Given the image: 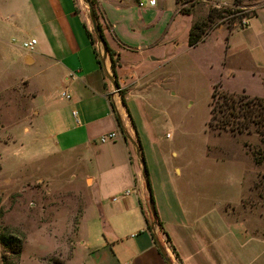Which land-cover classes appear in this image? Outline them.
Masks as SVG:
<instances>
[{"label":"crops","instance_id":"0c3cea01","mask_svg":"<svg viewBox=\"0 0 264 264\" xmlns=\"http://www.w3.org/2000/svg\"><path fill=\"white\" fill-rule=\"evenodd\" d=\"M144 6L158 26L144 21L127 24L129 30L136 29L145 37L143 44L133 47L120 32L119 21L127 15L124 0L102 3L104 26L100 28L118 57L115 75L118 91L124 92V105L118 93L112 94V86L103 75V67L112 74L108 58L101 65L98 53L97 58L94 56L96 45L90 44L85 32L88 28L73 0H0V85L22 84L29 88L31 99H40L41 107H33L31 114L41 113L57 129L60 139L52 154L67 158L68 165L83 166L79 173L90 207L101 209L98 195L119 196L114 201L111 197L109 204L127 230L125 249L117 255L120 264H167L165 258L172 264H264V234L251 231L247 219H229L223 210L225 205L236 207L256 177L255 165L240 146L235 153L221 148L211 151L208 145L192 147L189 150L194 158L182 162H173L158 148L148 157L144 152L146 187L140 159L130 142L138 148L139 140L143 154L127 99L144 81L159 82L160 67L167 64V46L176 47L178 43L169 27L171 12L157 7L156 2L152 6L145 2ZM176 11L180 13L178 7ZM220 28L225 27L218 25L196 46L187 48L194 49L213 33L220 34ZM225 29L222 65L237 49H250L246 41L236 43L233 31L238 29ZM30 38L36 45L28 53L19 42ZM211 42L215 43L213 39ZM247 59L250 74L256 73L261 80L262 93L221 86L220 90L263 97L264 73L258 72V56L249 52ZM218 60L220 64V57ZM29 67H33L30 74ZM70 73L75 75L73 79L68 78ZM61 91L69 98H62ZM108 132H114L115 138L101 143L99 137ZM126 190L129 193L122 196ZM150 196L159 224L156 220L152 225ZM84 209L83 202L77 229L84 219ZM250 210L249 218L255 224L264 223V204L258 212Z\"/></svg>","mask_w":264,"mask_h":264},{"label":"rangeland","instance_id":"374dc122","mask_svg":"<svg viewBox=\"0 0 264 264\" xmlns=\"http://www.w3.org/2000/svg\"><path fill=\"white\" fill-rule=\"evenodd\" d=\"M73 1L101 52L87 3L85 0ZM108 1L118 0H89L96 23L101 26H104L102 3ZM139 1L148 2L124 0L127 15L119 21L120 32L133 47L143 44L145 37L136 29L129 30L127 24L144 21L158 26L157 19L145 6L138 7ZM154 1L157 7L162 6L171 12L169 27L178 45L167 46V64L160 67L162 76L159 82L144 81L127 99L142 145L143 159L146 163L144 152L148 157L157 148L173 162H182L194 158L193 151L189 150L192 147L208 145L211 151L221 148L235 153L240 146L255 165L256 177L241 202L236 207L225 205L223 210L229 219H247L251 231L264 234V223L258 222L257 225L249 218L252 214L250 209L258 212L259 206L264 204V135H260L252 125L241 132L208 127L214 82L220 80V86L226 90L246 88L253 93H262L261 80L256 73L250 74L247 57L249 52L257 54L258 72L264 73V0H241L237 6L232 4V0H209L215 3L201 0ZM177 7L181 14H177ZM210 7H227L232 11L236 7L243 9L242 13L226 14V21L217 22L209 29L210 32L218 25L228 28V31L238 29L233 31L236 43L246 41L250 44L247 51L237 49L232 52V56L224 60V65L225 28H220V34L213 33L194 49L186 45L188 28L193 22L205 19ZM185 10H189L191 15L185 16ZM251 14L255 16L248 19L246 26L237 22L240 16ZM212 39L215 43L211 42ZM142 56L140 54L139 57ZM32 70L33 67L27 68V73ZM28 89L22 84L0 85V234L14 236L21 244L20 252L12 255L0 243V256L6 253L15 264H120L117 255L125 249L127 230L119 223L109 204L111 197L118 199L119 196L113 193L98 195L101 209L90 207L91 201L89 196L86 197L80 176L83 166L68 165L67 158L52 154L55 142L60 139L57 129L43 119L41 113L31 114L33 107H41V101L38 97L31 99L27 95ZM219 91L240 96L241 101L258 97L243 92H225L220 87ZM117 93L120 97L124 94L122 91ZM124 112L127 114L125 109ZM172 152L175 153L173 156ZM253 157L261 159V162L257 165ZM71 175L75 177L71 178ZM83 202L84 219L77 229Z\"/></svg>","mask_w":264,"mask_h":264},{"label":"trees","instance_id":"16d2710c","mask_svg":"<svg viewBox=\"0 0 264 264\" xmlns=\"http://www.w3.org/2000/svg\"><path fill=\"white\" fill-rule=\"evenodd\" d=\"M240 3L241 0H232V4L235 6L240 5ZM242 11L243 9L241 7H236V9L233 11L227 7H220V8L210 7L207 11L205 19L201 21L193 22L190 25L187 33V40H186L187 46L194 47L199 42H201L204 36L209 32V29L212 28L211 27L212 25H217L220 22L226 21V14L242 13ZM184 14H189V10H185ZM253 16L255 15L251 14L249 16H240L237 22L238 23L242 22V25L246 26L248 19H250ZM97 25L100 34L102 36V39L104 40L105 43L106 56L110 64L112 76L116 81L115 66L117 65L118 57L116 53L113 50H111L107 45L103 37L100 25L99 24ZM85 32L90 41V44L93 46L94 41L92 35L86 29V27H85ZM93 54L97 58V52L95 48L93 49ZM219 87H220L219 81L215 82L212 85L211 102H210V120L208 122V127L211 129L213 127L217 128V130L219 131L222 129L223 130L228 129L230 131L241 132V130L247 129L249 125H252L260 135H264V98L254 97L251 99L247 98L245 101H241L242 98L240 96L236 97L233 93H222L219 91ZM120 99L122 104L124 105L125 103L122 94ZM216 105L218 106L216 107ZM117 123L119 124L118 120ZM137 143H138L140 158L144 162L143 154L140 149L139 140H137ZM253 158L256 164L261 162V159H258L256 157ZM144 167H145V173L147 175L145 164ZM150 206H151L152 215L155 218V220H157V216L151 196H150ZM157 224H159L158 220H157ZM0 243L4 247H6L12 255H17L20 252L21 249L20 241L14 236L0 234ZM0 259H1L0 260L1 264H15L13 261H11L8 258L6 253H2Z\"/></svg>","mask_w":264,"mask_h":264},{"label":"water","instance_id":"95a60500","mask_svg":"<svg viewBox=\"0 0 264 264\" xmlns=\"http://www.w3.org/2000/svg\"><path fill=\"white\" fill-rule=\"evenodd\" d=\"M85 2L87 3V6H88V14H89V19L91 21V25H92V29H93V32L95 34V37H96V40H97V43L100 44L101 46V52L100 50L97 48V53H98V56H99V62L101 63V65H103V60L105 59L106 57V49H105V43H104V40L102 39V36L100 34V31L98 29V25L96 23V20H95V16H94V13H93V10H92V7L90 5V2L89 0H85ZM103 67V66H102ZM103 75L104 77L108 80V82L111 84L113 90L115 91H118L119 90V87H118V84L117 82L115 81L114 77L112 76V74H109L103 67ZM130 142L132 143V145L135 147V153L136 155L139 157L140 159V163H141V170H142V175L144 176V179H145V184H146V187L148 188V182H147V176H146V173H145V167H144V162L143 160L140 158V155H139V151H138V148L136 147V144L134 141L130 140ZM156 224V220L155 218L153 217L152 219V225ZM159 250H160V253H162L164 255V251H163V248H161L159 246ZM165 261L167 264H172L171 261L168 259V258H165Z\"/></svg>","mask_w":264,"mask_h":264},{"label":"built area","instance_id":"2783aa9c","mask_svg":"<svg viewBox=\"0 0 264 264\" xmlns=\"http://www.w3.org/2000/svg\"><path fill=\"white\" fill-rule=\"evenodd\" d=\"M147 3H148L149 6H152V5H154L155 1L154 0H148ZM137 5H138V7H143L145 5V2H140L139 1V2H137ZM35 45H36V40L34 38L24 39V40H21L19 42V46L24 51H26L28 53H30V52H32L34 50ZM74 77H75V75L73 73L68 74V78L73 79ZM117 92L118 91L113 90L112 94H116ZM60 96L62 98H65V99H68L69 98V95L65 91H61L60 92ZM112 96L113 95H111V98H112ZM72 116L75 117V112L74 111L72 112ZM114 138H115V133L114 132H108V133L100 136L99 137V141L101 143H103V142H106V141H109V140H113ZM128 193H129V191L126 190V191H124L122 193V196L127 195ZM114 200H116V198H114V197L111 198V201H114Z\"/></svg>","mask_w":264,"mask_h":264}]
</instances>
